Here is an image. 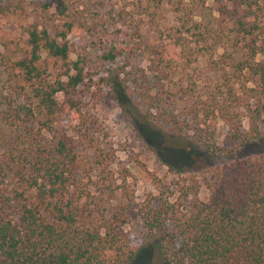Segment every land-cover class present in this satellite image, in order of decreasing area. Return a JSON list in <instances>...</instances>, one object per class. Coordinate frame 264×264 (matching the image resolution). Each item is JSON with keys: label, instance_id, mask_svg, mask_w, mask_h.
<instances>
[{"label": "trees", "instance_id": "16d2710c", "mask_svg": "<svg viewBox=\"0 0 264 264\" xmlns=\"http://www.w3.org/2000/svg\"><path fill=\"white\" fill-rule=\"evenodd\" d=\"M52 1L61 22L29 24L27 49L8 72L24 83L6 79L0 88V264H131L134 250L123 231L134 201L127 169L113 168L111 150L76 125H55L60 112L77 108L73 95L88 48H101L98 57L111 64L134 47L147 51L151 77L132 78L143 116L164 115L166 95L185 102L203 150L228 155L264 138V3ZM166 7L167 27L159 17ZM142 21L159 42L144 43ZM75 46L83 50L71 59ZM44 53L62 61L65 81L46 80ZM126 64L116 65V77L128 74ZM165 119L173 132L181 130L173 117ZM219 122L234 147L217 141ZM68 131L88 143L77 148ZM180 182L156 210L148 199L140 205L148 226L164 233L156 248L166 264H264V153L231 159L212 180Z\"/></svg>", "mask_w": 264, "mask_h": 264}, {"label": "rangeland", "instance_id": "374dc122", "mask_svg": "<svg viewBox=\"0 0 264 264\" xmlns=\"http://www.w3.org/2000/svg\"><path fill=\"white\" fill-rule=\"evenodd\" d=\"M44 3L50 4L46 12L43 7L48 4ZM159 17L166 27L172 22V13L168 7L159 9ZM47 20L55 24L62 20L56 2L52 0H0V88L7 84L4 82L6 79L9 82L13 80L24 83L17 80L15 74H8L10 66L27 49L23 42L26 41L25 33L29 24L45 23ZM154 30L155 28L148 29L145 21H142L144 43L148 39L160 41ZM85 40L88 44L86 35ZM75 47L76 49L72 48L71 59L76 58V50H83ZM82 47L88 46L84 44ZM88 49L86 73L73 95L77 108L60 112L55 125L64 129L76 125L87 136H92L97 143L111 150L113 168L117 171L127 169L128 180L134 185V201L126 210L128 222L123 226V231L134 250L131 264H166L156 248L164 233L159 227L151 229L148 226L140 205L148 199L152 209L156 210L163 199L172 200L176 196L178 182L212 180L218 169L231 159L264 153V138L239 145L228 155L206 153L200 145L197 126L186 119L185 102L178 101L176 104L166 95L161 102L164 115L158 112L153 118L143 116L138 87L132 78L141 74L151 77L147 51L134 47L130 56L119 57L116 64H111L98 57L101 48ZM43 59L47 81L66 80L62 61L52 59L46 53L43 54ZM125 61L128 74L116 77V65ZM202 63L201 59L198 70ZM196 81L199 84V79ZM199 87L197 88L201 90ZM57 97L67 107V100L62 92ZM165 114L181 125L179 132L171 130ZM242 122L246 129L247 121L243 118ZM225 131L226 126L219 122L215 130L217 141L225 147H234L233 144L224 142ZM68 132L72 140L76 141L77 148L88 143L86 138H82V134ZM51 136L46 137L54 140Z\"/></svg>", "mask_w": 264, "mask_h": 264}]
</instances>
